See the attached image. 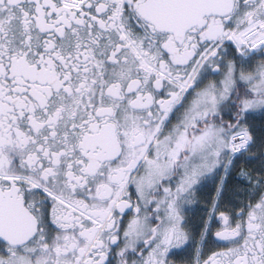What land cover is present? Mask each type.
I'll return each mask as SVG.
<instances>
[{"label":"snow or ice","instance_id":"6c2138e0","mask_svg":"<svg viewBox=\"0 0 264 264\" xmlns=\"http://www.w3.org/2000/svg\"><path fill=\"white\" fill-rule=\"evenodd\" d=\"M0 264H264V0H0Z\"/></svg>","mask_w":264,"mask_h":264}]
</instances>
